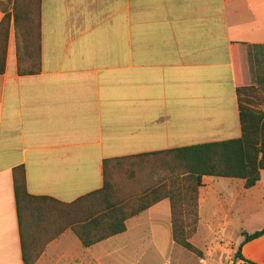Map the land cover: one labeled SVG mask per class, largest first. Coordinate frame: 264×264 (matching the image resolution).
I'll return each mask as SVG.
<instances>
[{"label": "crops", "instance_id": "1", "mask_svg": "<svg viewBox=\"0 0 264 264\" xmlns=\"http://www.w3.org/2000/svg\"><path fill=\"white\" fill-rule=\"evenodd\" d=\"M20 13L0 45V264H24L15 168H25L32 195L71 203L104 187L105 160L242 135L238 70L245 85L258 79L264 0H41L38 29ZM37 61L38 72L20 73ZM224 180L245 188L205 176L199 227L229 224L238 198L222 202ZM126 225L88 248L68 228L35 264H139L145 239L173 243L171 201ZM243 254L264 264V236Z\"/></svg>", "mask_w": 264, "mask_h": 264}, {"label": "trees", "instance_id": "2", "mask_svg": "<svg viewBox=\"0 0 264 264\" xmlns=\"http://www.w3.org/2000/svg\"><path fill=\"white\" fill-rule=\"evenodd\" d=\"M12 8L0 4L4 13L0 24V45L5 50L11 18L19 21L20 12L39 27L41 0H8ZM21 10V11H20ZM1 48V46H0ZM5 53V52H4ZM37 66H21V74H34ZM5 71V56L0 52V73ZM264 87V76L258 77ZM253 85L241 81L238 70V98L242 135L229 140L208 142L170 150L108 159L104 162L105 184L100 190L67 203L50 196L32 195L27 188L23 166L14 169L17 210L22 235L24 264H35L46 245L66 229L71 228L84 247H92L127 230L128 219L140 215L163 199L172 204V230L175 246L202 258L203 251L191 239L198 231L200 221L199 197L205 176L244 180L245 188L255 187L264 170V110L251 97ZM264 91V88H263ZM250 92V93H249ZM259 98V97H258ZM155 158L159 165L155 172L166 171L156 184L145 188L140 196L125 200L116 194L110 180V168L129 162ZM51 232L46 239H33L34 232ZM242 240L234 254V261L257 264L246 258L243 248L249 242L264 236V227L254 232H241Z\"/></svg>", "mask_w": 264, "mask_h": 264}, {"label": "rangeland", "instance_id": "3", "mask_svg": "<svg viewBox=\"0 0 264 264\" xmlns=\"http://www.w3.org/2000/svg\"><path fill=\"white\" fill-rule=\"evenodd\" d=\"M24 1L21 0V2ZM0 4L12 8V3L8 0H0ZM252 73L254 78L264 76V59L253 66ZM250 85H253L254 89L250 90L249 96L256 97L254 99L256 106L264 110L263 85L258 82V79H254ZM158 165V161L153 158L136 161L134 164L126 162L111 167L110 180L114 185L116 194L125 200H133L140 196L145 188L156 184L166 175V171L160 170L157 173L154 171L155 168L158 169ZM262 177L264 179V171L261 173V179ZM224 181L226 182H221L217 186V190L225 192V197L221 199L224 204H232L229 201L233 200L234 196L238 198L235 205H230L234 208V214L230 216L227 226H222L220 223L223 222L215 220L210 226L207 225V222H204L203 225L198 227V231L191 242L203 251L202 258L182 247L175 246L172 239H145L144 245L145 248H148V251L144 260L139 264H240L241 262L234 261V254L242 240L241 232H254L264 227V180L263 184L260 183L251 189H238L236 185L230 188L228 181ZM233 181H235L234 183L236 181L242 183L238 179ZM215 192L212 194L210 205H218L219 201ZM224 207L226 209V206ZM210 208L207 207L206 210L209 211ZM216 208L215 210H217ZM213 212L212 209L211 213ZM217 213L222 216L225 215L222 208ZM157 241H159L160 250H158ZM242 264L249 263L244 262Z\"/></svg>", "mask_w": 264, "mask_h": 264}]
</instances>
